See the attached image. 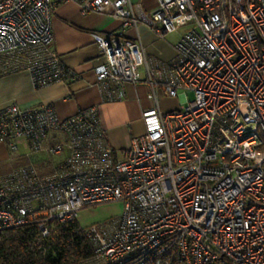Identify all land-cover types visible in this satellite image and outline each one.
<instances>
[{
	"label": "built area",
	"instance_id": "built-area-1",
	"mask_svg": "<svg viewBox=\"0 0 264 264\" xmlns=\"http://www.w3.org/2000/svg\"><path fill=\"white\" fill-rule=\"evenodd\" d=\"M57 0H0V78L30 74L36 88L73 81L52 49ZM104 13L158 38L187 30L175 58H147L139 39L94 33L106 100L144 83L181 106L141 114L144 133L117 157L90 106L61 119L53 106L0 109V143L34 163L0 175V235L27 230L41 264H264V0H58ZM193 93L188 101L185 92ZM153 98H155L153 94ZM122 203L118 217L82 227L78 213ZM86 246L61 258V229ZM82 249V248H80Z\"/></svg>",
	"mask_w": 264,
	"mask_h": 264
},
{
	"label": "crops",
	"instance_id": "crops-1",
	"mask_svg": "<svg viewBox=\"0 0 264 264\" xmlns=\"http://www.w3.org/2000/svg\"><path fill=\"white\" fill-rule=\"evenodd\" d=\"M145 11L154 8V0H130ZM52 27L54 40L52 49L59 55L66 68L74 72L78 79L52 84L44 88L33 85L28 72H18L0 78V109L10 104L31 107L39 104L51 105L61 119L76 114L79 110L95 106L98 120L109 145L117 157L129 148L134 136L144 133L141 114L144 110L158 108L165 112L162 103L169 96L161 90L152 89L144 83L147 75L146 67L140 68V82L123 86V97L120 100H106L97 84L96 68L104 64L93 40V34L103 36L114 34L129 40L139 39L147 58H155L164 63H171L175 58V44L187 30L180 27L174 33L158 38L146 26L139 24L137 28H123L122 22L111 15L108 9L104 13H88L82 15L79 6L72 1H56L52 11ZM153 94L156 99L153 98ZM181 101V94L177 95ZM181 103V102H180ZM182 104V103H181ZM12 154V155H11ZM0 143V175L11 169L34 163L39 169H46L41 159L26 156L22 143L16 153H11Z\"/></svg>",
	"mask_w": 264,
	"mask_h": 264
},
{
	"label": "trees",
	"instance_id": "trees-1",
	"mask_svg": "<svg viewBox=\"0 0 264 264\" xmlns=\"http://www.w3.org/2000/svg\"><path fill=\"white\" fill-rule=\"evenodd\" d=\"M70 227L61 229V258L69 263L77 255L86 251V246L78 237L70 236ZM27 230L8 231L0 235V264H41L26 246ZM82 248V249H80Z\"/></svg>",
	"mask_w": 264,
	"mask_h": 264
},
{
	"label": "rangeland",
	"instance_id": "rangeland-1",
	"mask_svg": "<svg viewBox=\"0 0 264 264\" xmlns=\"http://www.w3.org/2000/svg\"><path fill=\"white\" fill-rule=\"evenodd\" d=\"M185 96L188 101H191L193 99V93L190 91L185 92ZM180 102L181 101H179L178 96L168 97L167 102L162 103V107L164 108L163 110L167 112L178 108L181 105ZM33 157L37 158L36 156ZM122 208V203H107L83 209L78 213L77 222L82 227L104 222L108 219L118 217L122 212Z\"/></svg>",
	"mask_w": 264,
	"mask_h": 264
}]
</instances>
